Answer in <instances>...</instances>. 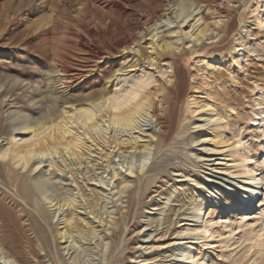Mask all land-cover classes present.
Returning <instances> with one entry per match:
<instances>
[{
    "label": "rangeland",
    "instance_id": "obj_1",
    "mask_svg": "<svg viewBox=\"0 0 264 264\" xmlns=\"http://www.w3.org/2000/svg\"><path fill=\"white\" fill-rule=\"evenodd\" d=\"M158 37L160 43L170 38L174 48L159 50L150 62L147 45ZM128 87L132 98L118 111L149 97L160 114L171 113L173 132L165 146L155 147L150 127L157 134L158 126L146 116L138 117L139 128L131 133L101 123L105 140L99 145L83 134L95 137L83 117L79 125L72 120L69 126L83 134L89 148L78 152L79 159L63 151L53 166L51 159L43 161L39 166L49 188L43 194L33 190L32 202L5 176L8 169L19 176L26 170L0 160V199L14 211L35 215L44 236L33 245L43 264H195L181 255L193 235L195 205L213 199L220 207L216 198L240 181L228 167L235 135L250 133L244 150L264 144V0H0V147L10 145L11 132L13 141L21 137L23 144L51 143L53 127L21 136L22 121L35 125L67 118L89 107L94 94L121 95ZM211 109L224 125L210 120ZM88 112L98 117L109 110L102 102ZM216 131L225 135L223 143L209 140ZM71 135L67 132L65 140ZM119 141L125 149L114 147ZM130 141L136 147L128 148ZM145 143L151 145L142 157L138 151ZM55 195L73 199L74 206L50 207L47 197ZM122 212L126 224L110 235L114 226L106 220ZM72 213L83 223L93 222L95 231L58 239L54 230L64 229ZM22 216L20 223L30 222ZM256 232L229 244L228 223L222 224L189 249L208 255L207 264H264V233ZM5 233L0 227V238ZM3 245L19 264H35L26 242ZM0 264H7L1 254Z\"/></svg>",
    "mask_w": 264,
    "mask_h": 264
},
{
    "label": "bare ground",
    "instance_id": "obj_2",
    "mask_svg": "<svg viewBox=\"0 0 264 264\" xmlns=\"http://www.w3.org/2000/svg\"><path fill=\"white\" fill-rule=\"evenodd\" d=\"M203 34V31H199L197 35L200 36ZM163 38L161 43L159 37L155 41L153 39L149 40L147 46L152 52L151 55H149L150 62L155 61V59L159 56V50L165 51L166 49L174 48L173 45H171L173 44V41L170 38L169 40H165ZM130 51H133L134 55H137L139 52L136 49L134 50V48H131ZM130 90L131 89L129 87L126 88L121 95L116 94L114 90L112 93L108 94L99 92L94 94L90 99H87V105L89 107H93L102 102L105 103V106L109 112L108 114L104 113L102 116L95 117L89 115V107L84 106L81 110L73 113L67 118H65V116H61L60 119H57V117H51L48 120L38 122L35 125H32L27 119H24L22 121V127L18 129L21 136L37 134L41 132L46 127V125L54 128V132L48 135V137L54 139V141L52 140L53 142L47 143L46 145H37L38 142L23 144L21 143V137H17L18 139L13 141L14 133L11 132L7 138V143L10 145H7V147H0V160L7 161V163L11 165L15 164V167L18 166L19 168L26 170V172L20 176L17 172L11 169L6 170L5 172V176L8 181L11 183H16V191L25 201L32 202L33 190L43 194L46 193L49 188L48 180L44 175L45 170L39 166L43 161L51 159V166H53L55 164L54 156L59 155V153L63 154V151L68 154L70 153L79 159L78 152L83 148H86L85 146L88 141L85 138L86 136L87 139L95 141V144L99 145V142H104L105 132L100 131L101 123L107 122L113 127L117 126L125 128L131 133V131L139 128L136 126V123H138V117H149L151 120L154 119L156 125L158 126L157 134L153 133L155 132L154 127H150L152 130L150 137H157V141L154 144L155 147L158 149L166 145V142L170 139V137H172L171 134L173 132L171 123L172 118L170 116L171 113L169 112V115L160 114L159 110H157L158 108L156 109V106H153V103L148 99L149 97L136 101L132 104L131 108L125 111H118L121 106H124V104L127 105L129 100L132 98ZM69 107L72 108L73 105ZM76 107L77 105L74 106V108ZM145 108L147 109L145 110ZM213 111L214 109L210 110V120L215 121L216 119H219L218 123L224 125V119L221 118V116H219L217 113H214L215 111ZM66 112L67 107H63L62 114H65ZM82 117L83 125L86 126L85 128L88 130L94 129V138H91L89 132L86 130V132L83 133L85 137H82L83 134L78 133L73 127L69 126L72 120L75 124L79 125L78 119ZM260 119H262V117ZM78 128L80 127L78 126ZM140 130L142 131L143 129ZM67 132L72 135L68 140H65V135ZM249 136L250 133L246 135L237 133L230 145V151L232 152L233 156H231L229 159L230 164L228 167L240 174L239 183L234 184L231 188H229L228 191L226 190V192H222V194L216 198L217 202L221 198L220 207H215L213 203L215 200L213 199H204L195 205L196 208L194 214L192 215L193 226L190 228V230L193 231V235L190 237V241L188 242L189 245H185L181 249V255L185 260L194 258L195 264H207V261L209 260L208 255L201 253L199 255L196 254V256L189 248L192 247V245L195 243V240L198 238L206 239L209 236H214L218 232L219 226H222V224L225 225L228 223L229 244H234L237 242L245 233H248V238L254 237L257 233V229L258 231L262 232L259 235L264 233V217L260 218L264 212V144L257 150H247V148L244 150L248 145ZM137 137L139 138L140 136ZM224 138L225 135L221 131H216L212 133V136H210L209 140L220 144ZM131 142L132 141L126 144L130 145ZM135 143L136 142L134 141L128 148L136 147ZM124 144V142L119 141L115 143L114 147H118L117 150L125 149V147L123 148ZM150 145L151 144L148 143L143 144L142 148L138 151L140 156L144 157V155L149 151ZM88 148L89 147L86 149ZM121 151L125 152V150ZM63 159L65 160V158ZM38 167L39 169H37ZM142 168L143 167H141L139 171H142ZM36 169L37 171L32 176L27 174L28 171H35ZM127 170L129 174L135 173V170L131 166H128ZM205 184L208 188L209 184L207 182H205ZM126 192L128 196V204H130L133 201V190H126ZM47 198V203L50 205V207H54L56 210H62V208L65 206H74V200L69 197L55 195L54 197L48 196ZM13 203H15V201ZM123 209H125V213H127L129 211L128 205H126ZM37 212L39 215H45L46 213L44 210H40V208H37ZM22 213L23 215L27 214L29 216L28 220H30V222L24 224L20 223V219L23 217ZM122 213L123 216L121 217H110L106 220V223L112 224L114 226V229H109L110 235L121 232L122 224H126L127 218L124 217L125 213ZM34 216V214L32 215L25 210H21L19 212L14 211V209L10 208L0 199V221H2L0 227L1 230L7 232L2 238H0V254L1 258L6 260L7 264L9 263L8 261H11L13 264L19 263L16 261L17 257L15 254H12V256H14L9 258L10 252L5 250V246L3 245L4 242H9L10 244H20L21 242H26V244L29 245V249L27 251L28 255H30L35 260V264H43L42 260L40 259V253L34 247L33 243L34 241H38L39 234L44 236V233L38 226L37 222L34 221ZM103 220L104 219H101L99 221L103 222ZM255 222L259 223L257 229H254L252 226V224ZM92 223L93 222L90 223L89 221L83 223V221H79L76 214L74 215L72 213L64 219V229L56 228L54 230L55 236L58 239L67 241V238H70L73 233H75V235H82L88 233L89 231L94 232V228L96 226H93ZM27 232L33 234L34 240L28 235ZM262 252L263 253L261 254H264V247L262 248Z\"/></svg>",
    "mask_w": 264,
    "mask_h": 264
}]
</instances>
